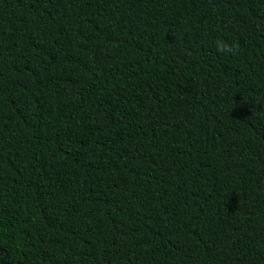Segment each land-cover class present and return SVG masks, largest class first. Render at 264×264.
Returning a JSON list of instances; mask_svg holds the SVG:
<instances>
[{
	"label": "trees",
	"instance_id": "1",
	"mask_svg": "<svg viewBox=\"0 0 264 264\" xmlns=\"http://www.w3.org/2000/svg\"><path fill=\"white\" fill-rule=\"evenodd\" d=\"M0 264H264V0H0Z\"/></svg>",
	"mask_w": 264,
	"mask_h": 264
},
{
	"label": "clouds",
	"instance_id": "2",
	"mask_svg": "<svg viewBox=\"0 0 264 264\" xmlns=\"http://www.w3.org/2000/svg\"><path fill=\"white\" fill-rule=\"evenodd\" d=\"M213 46L216 50V53L221 56H231L236 54V46L224 39H216L213 42Z\"/></svg>",
	"mask_w": 264,
	"mask_h": 264
}]
</instances>
